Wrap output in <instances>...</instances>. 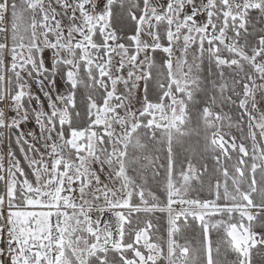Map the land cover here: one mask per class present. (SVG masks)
<instances>
[{
	"label": "snow or ice",
	"instance_id": "obj_1",
	"mask_svg": "<svg viewBox=\"0 0 264 264\" xmlns=\"http://www.w3.org/2000/svg\"><path fill=\"white\" fill-rule=\"evenodd\" d=\"M0 264H264V0H0Z\"/></svg>",
	"mask_w": 264,
	"mask_h": 264
},
{
	"label": "rangeland",
	"instance_id": "obj_2",
	"mask_svg": "<svg viewBox=\"0 0 264 264\" xmlns=\"http://www.w3.org/2000/svg\"><path fill=\"white\" fill-rule=\"evenodd\" d=\"M34 90H35V89H34ZM35 91L38 92V90H35ZM41 96H42V94H41ZM42 99H43V97H42ZM45 103H46V101H45ZM32 129H33V130H36V125H35L34 121L32 122ZM25 130L27 131L28 129L26 128Z\"/></svg>",
	"mask_w": 264,
	"mask_h": 264
},
{
	"label": "trees",
	"instance_id": "obj_3",
	"mask_svg": "<svg viewBox=\"0 0 264 264\" xmlns=\"http://www.w3.org/2000/svg\"><path fill=\"white\" fill-rule=\"evenodd\" d=\"M161 223H163V221H161ZM213 239H215V234H213Z\"/></svg>",
	"mask_w": 264,
	"mask_h": 264
}]
</instances>
